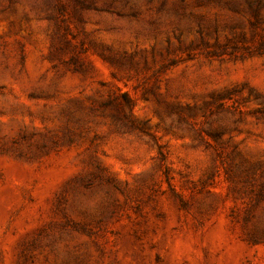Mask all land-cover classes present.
<instances>
[{
    "label": "rangeland",
    "instance_id": "obj_1",
    "mask_svg": "<svg viewBox=\"0 0 264 264\" xmlns=\"http://www.w3.org/2000/svg\"><path fill=\"white\" fill-rule=\"evenodd\" d=\"M0 264H264V0H0Z\"/></svg>",
    "mask_w": 264,
    "mask_h": 264
}]
</instances>
